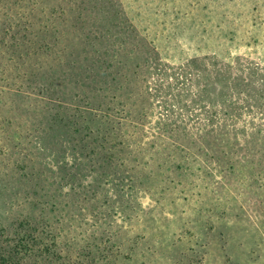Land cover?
I'll return each mask as SVG.
<instances>
[{"label": "rangeland", "instance_id": "rangeland-1", "mask_svg": "<svg viewBox=\"0 0 264 264\" xmlns=\"http://www.w3.org/2000/svg\"><path fill=\"white\" fill-rule=\"evenodd\" d=\"M36 4L38 19L54 15L50 23L70 36L63 42L51 32L46 42L57 40L74 51L69 63L76 61L77 66L59 78L71 82L62 90L56 88L67 95L65 117L84 112L88 102L80 96L83 90L72 86L80 76L79 67L93 57L102 67L100 89L89 101L96 115L94 133L86 136L89 119L82 122L90 116L86 112L75 119L78 132L70 126L58 130L49 137L48 152H40L36 142L38 122L44 118L42 105L33 101L28 107L19 105L8 92L3 79L22 71L5 70L8 58L0 41V226L11 228L25 215L43 218L53 246L40 263L60 256L69 264H264V172L249 173L243 153L234 157L233 169L206 159L210 151L197 155L198 148L209 147L195 138L196 129L188 119L185 130L194 134L182 144L189 152L188 159L183 158L181 147L157 135L160 102L145 91L137 94L146 103L142 111L129 96L135 81H129L130 72L136 64L159 62L171 71L193 58L226 62L241 57L264 66V0H36ZM61 12L64 15L58 16ZM76 32L88 38L75 41ZM41 63V70L34 67L36 76L54 67L49 60ZM139 80L146 85L152 79ZM137 86L143 90L142 83ZM138 113L144 118L139 125L130 122L139 127L138 135L130 136L129 115ZM227 130L231 129L221 131ZM228 140L225 147H244L240 139ZM74 145H80L78 151ZM60 150L65 151V170L73 166L75 152L82 159V169L70 178L76 181L74 187L52 184L55 176L65 174L55 173L52 165ZM44 205L48 207L43 210ZM8 248L0 244V253ZM18 257L8 264H35L32 255Z\"/></svg>", "mask_w": 264, "mask_h": 264}, {"label": "trees", "instance_id": "trees-1", "mask_svg": "<svg viewBox=\"0 0 264 264\" xmlns=\"http://www.w3.org/2000/svg\"><path fill=\"white\" fill-rule=\"evenodd\" d=\"M36 7V0H14L11 4L10 0H0V33H3L0 41H4L2 53L4 52L8 58L5 61V70L17 68L22 71L16 77L3 79L6 88L9 89L8 92L12 93L19 105L28 107L31 101L42 105L44 118L42 124L41 120L38 122L41 129H39L40 137L36 145L39 151L45 154L51 148V143H48L49 137L68 126L74 129V132H78L79 124L75 119L79 121L86 112L92 116L82 118V122L89 119L88 125L85 126L86 136L89 137L94 133L96 115L89 101L100 89H98V68L101 65L96 57H93L89 64L84 63L78 66L80 76L73 79L72 86L82 89L84 95L80 96L88 102L85 103L84 112L77 110L65 117L62 109H66L67 95L65 92H58L56 88L60 87L62 90L69 85L68 82H71L68 80L62 82L59 78H65L67 70L73 68V64L77 66L76 61L69 63L74 51H70L67 46L61 47L62 43L57 40L53 44L46 42L49 36H52L51 32L54 37H60L63 42L69 41L70 36L67 35L68 30H64L65 33L62 35L61 31L50 23L54 15L45 18V14H42V20L38 19L39 15L35 13ZM63 15L64 13L61 12L58 16ZM44 19L46 20L43 21ZM87 38V35H82L80 32L74 33L75 41H83ZM43 60L51 61L55 68H46L42 70L43 73L40 76H36L33 73L34 67L41 70L44 66L41 63ZM165 68L167 67L159 62H155V65L154 63L153 65L152 63L136 64L129 77V81L135 79L130 83L129 96L135 100L134 105L137 110L143 111L146 106L143 98L137 95L144 91L149 98H156L161 104V119L156 128L159 138L171 139L174 145L181 147L178 150L183 154V158L188 159L189 152L182 146L184 141H188L189 135L194 134L185 130L184 119H188L196 129L195 138L201 140L202 146L209 147L203 150L198 148L197 155L210 151L211 155L206 156V159L225 162L228 169H233L236 167L233 162L234 157L238 153H243L242 158L245 159L243 163L249 173L264 172V66L241 57L226 62L205 57L193 58L171 71ZM38 77H42L41 81H33ZM141 77L143 79L151 77L152 80L145 85L144 81L140 82ZM141 83L143 90L137 86ZM76 97L72 95V99ZM68 104L73 105L69 102ZM57 107L60 111L55 112L54 108ZM18 109L19 107L15 109V112L19 117ZM139 114L134 117L129 115V126L132 129L130 136L138 135L139 127L132 126L130 122L139 125V121L144 118ZM240 126V129L236 128ZM226 127L231 130L221 131ZM230 137L240 139L244 147L236 149L225 147ZM212 139L215 140L214 145L209 146ZM79 146L74 145L73 150L78 151ZM64 152L60 150L56 159L52 160L55 173L59 170L65 171L64 176L54 177L52 184L59 188L65 184L76 183L70 180L71 175L74 178V173L83 167L82 159H78L75 152L73 166L65 170L67 162L63 163ZM255 156L259 159H255ZM86 161L90 167H93L92 159ZM221 168L223 169L222 165ZM23 177L25 178L26 174ZM46 207L48 206L44 205L41 208L44 210ZM61 221L62 219L59 220ZM41 223L43 218L34 220L33 216L25 215L13 221L11 228L0 226V244L9 245L8 251L0 253V264L13 263L15 257L18 259L22 253L26 256H34L35 264H69L66 262L67 259L61 261L60 256L50 260L46 257L42 259V263L38 261L40 257L48 255L49 248L53 246L48 243L51 237L47 229L49 225ZM54 253L53 251V255Z\"/></svg>", "mask_w": 264, "mask_h": 264}]
</instances>
